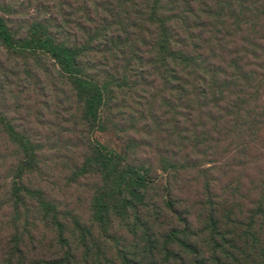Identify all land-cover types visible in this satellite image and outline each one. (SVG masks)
<instances>
[{
	"label": "rangeland",
	"instance_id": "rangeland-1",
	"mask_svg": "<svg viewBox=\"0 0 264 264\" xmlns=\"http://www.w3.org/2000/svg\"><path fill=\"white\" fill-rule=\"evenodd\" d=\"M97 1L0 0V264L139 261L213 207L234 257L199 258L264 264V0H165L164 37L148 0Z\"/></svg>",
	"mask_w": 264,
	"mask_h": 264
},
{
	"label": "trees",
	"instance_id": "trees-1",
	"mask_svg": "<svg viewBox=\"0 0 264 264\" xmlns=\"http://www.w3.org/2000/svg\"><path fill=\"white\" fill-rule=\"evenodd\" d=\"M89 1L94 3V0H89ZM101 1L98 0L97 3L101 2ZM118 1L121 2V0H118ZM144 1L146 2L147 0H144ZM148 1H149V3H153L154 4V6H153L154 9L151 10V12H152L151 17L153 19H155V18L159 19V22L161 24L159 26V28H158L159 34H162V36L163 35L167 36V35H169L168 33L171 34L170 29L166 27L167 22L161 20V17L159 16V13L161 11L163 13V11H164L160 7L164 5L163 2L165 0H148ZM125 6H127V5H125ZM168 9L169 10H173V11L176 10L175 7L174 8H168ZM252 12H253V10H252ZM93 13L94 12H92L90 14H93ZM96 14H99V12L96 13ZM256 15H257L256 16V20H258L259 19L258 17H262V18L264 17V12L262 14L261 13H257ZM86 17H90V15H86ZM151 17L149 19L153 20ZM231 17L234 20H236V18H234L235 16L234 17L231 16ZM177 20H176V22H177ZM179 21H182V20H179ZM182 22H186V21H182ZM239 22L242 23V21H239ZM250 22H252V23L250 24L251 27H249V29L254 31V33H256V31L258 29L257 21L253 22V20H250ZM0 37L3 38L9 44H12V42H11L12 38H11L10 32L8 30V27L5 25V23H4V21L2 19H0ZM41 45L44 47L45 46V42H43ZM55 54L57 55L56 57L60 56V53L57 54L55 52ZM74 57H75V54H74ZM83 82L84 81L82 80V78L79 79V83L80 84L83 83ZM98 97H99L98 98V103L96 104L97 100H96L95 97H93V98H95L94 100H91L92 98L88 97L87 93L85 94V98L86 99L91 98L90 100L92 101L90 103L88 102L89 108H90L89 109L90 113H91L92 109H94L95 106L99 105L100 96H98ZM105 158L106 159L104 161L106 162V165H107L108 162L111 161V159H107V157H105ZM103 164H104V162H103ZM122 175H123V177H124V175L126 176L124 178V180L126 181V185L127 186H130L131 183L132 184L135 183L136 185H141V184H143L142 181H144V178H145L144 177L145 174H140L136 169H133V167H129V168L127 167L125 170L122 171ZM130 201L131 200L128 199V198L123 201L125 203V205L122 207L123 210H120V212H118L119 215L125 216V215L128 214L126 209L129 208L128 206L132 205V203ZM42 204L44 205V201H42ZM104 206H106V204H102V206L98 210L103 212ZM165 206L166 207L168 206L170 209L173 208V206L169 205L168 202H166ZM158 215H160V214L158 213ZM159 217L161 218V216H159ZM206 217H207L206 219H207V221L209 223V226L206 227L207 223L205 222V224H203L205 226L204 227L205 229H199L198 231L193 230L191 228L192 225H190V223L187 220L183 219V221L185 223V226H186V229L183 228L180 231L176 227L166 228L168 232H165L166 229H164L165 231H163L162 235L159 236V233H160V231H159L158 232L159 239L155 238V241H152L149 237H147L146 240L148 241L151 249L149 251L147 249H145L144 251H147V252H144L143 248H142L139 251L140 254H142L141 259L139 261H135L134 262V261H131L127 257L128 259L125 258L123 260V262L121 261L120 264H122V263H124V264H169V260H176L175 259L176 257L179 258L180 260L182 259V263L181 264H192L195 261H196V264H215L214 262H209V261H206V260L203 261V260H201V258H199L200 255L201 256L203 255V253L201 252V249L197 245V240L199 238L201 239L200 236L201 235H205L204 233H207V235H208L207 238H209V241H210L211 245L213 247H215V249L216 248L220 249V251H219L220 256L214 255V257H215L214 259L216 260V262L221 263V262H219V261H221V259H232L234 257L233 254H232L233 251H231L230 246H228V243H229V242H227L228 240L224 239V237H223V239H224L223 242H225V244H222L217 238L218 235H219V230H218V227H219L218 226V223H219L218 210L213 207L207 213ZM100 218H101V216H100ZM74 224H75V228L71 230V233L73 235H75V232L79 233L78 235H79V238L81 239V243H83V246H86L87 242H90L91 244H94V245L97 244L95 242L96 240H94V241L88 240V238L89 239L92 238L91 236H92L93 232L91 231V229L83 227V225L81 223H79L78 221L75 222ZM160 225H163V224H160ZM169 225H167V226H169ZM132 229H134V228H132ZM207 230H208V232H207ZM134 231L136 233L137 230L134 229ZM146 233L148 234V232H146ZM146 233H144L143 236L146 235ZM60 234H61V232H60ZM62 236H63V233H62ZM62 236H60L59 239H61V241H64ZM209 241H208V243H209ZM232 245H233L234 248H236L235 243H232ZM151 252H153L154 255L156 254V257H154V255H153V257L150 259L149 257L146 256V255H150ZM97 254H101V253L98 252ZM193 256H195V258H193ZM172 257H173V259H172ZM69 259L73 260L74 258H69ZM69 259L62 260V264H77L76 260H75V263H74V262H70ZM99 260H101V257L100 256H96V258H94V260H90L89 262H90V264H103ZM105 261H106V264H117L113 260L111 261L109 259H105ZM84 264H88V261H84ZM170 264H171V261H170Z\"/></svg>",
	"mask_w": 264,
	"mask_h": 264
}]
</instances>
